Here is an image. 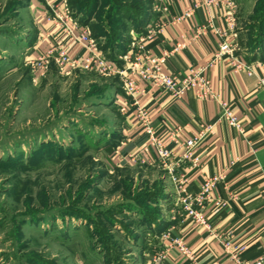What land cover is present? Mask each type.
<instances>
[{"label": "rangeland", "instance_id": "obj_1", "mask_svg": "<svg viewBox=\"0 0 264 264\" xmlns=\"http://www.w3.org/2000/svg\"><path fill=\"white\" fill-rule=\"evenodd\" d=\"M235 2L247 39L264 20V0ZM67 3L118 64L116 45L122 39L129 48L124 30L136 21L125 15L154 5ZM28 5L0 0V264H143L150 223L167 212L164 169L131 158L118 165L105 150L122 139L111 94L123 90L119 77L67 74L55 62L43 75L35 71Z\"/></svg>", "mask_w": 264, "mask_h": 264}, {"label": "crops", "instance_id": "obj_2", "mask_svg": "<svg viewBox=\"0 0 264 264\" xmlns=\"http://www.w3.org/2000/svg\"><path fill=\"white\" fill-rule=\"evenodd\" d=\"M55 1L29 0L35 39L29 44L32 58L65 39L47 21L48 4ZM153 1L154 16L150 23L156 24L167 17L163 7H168L175 16L184 15L188 10L192 14L165 25L147 43V49L163 59L162 70L166 74L177 78L184 77L192 68L208 67L206 75L214 91L230 104L244 129L240 133L225 119H219L216 102L199 99L195 90L177 100L162 87L139 81L143 90L140 103L148 107L153 125L163 136L169 127L180 123L186 125L184 137L196 134L204 124H214L212 132L202 139L193 157L183 162L180 171L187 176L186 188L191 195H196L210 177L221 176L214 195L228 202L227 207L216 205L215 200L205 202L203 214L208 225L192 221L181 212L170 173L163 168L167 180V212L147 235V246L140 252L142 263L149 264L154 255L165 252L162 264H236L220 240L226 232L231 233L235 245L247 247L243 258L252 263L264 250V89L259 83V77L264 75V52L261 48L251 59L247 58V49L242 43L246 41L245 30L238 26L237 10L231 17L221 0L210 4L207 0ZM218 31L226 33V40L236 47L235 56L250 63L253 74L245 69L235 71L228 57L214 59V52L222 41ZM141 32L131 31L130 38ZM68 44L72 58L80 61L88 55L85 45ZM111 94L122 114L118 123L122 139L110 156L118 165L133 156L144 158L142 150L148 143V135L138 122L135 107L129 105L123 112L120 103L115 101L124 97V91L115 90ZM167 146L178 154L182 152L180 145L171 140ZM149 165L162 167L159 162ZM177 239L188 253L180 250Z\"/></svg>", "mask_w": 264, "mask_h": 264}, {"label": "built area", "instance_id": "obj_3", "mask_svg": "<svg viewBox=\"0 0 264 264\" xmlns=\"http://www.w3.org/2000/svg\"><path fill=\"white\" fill-rule=\"evenodd\" d=\"M225 7L231 12L233 17L237 4L235 0H221ZM61 2V3H60ZM214 0H207V3H213ZM60 4L63 8L60 9ZM50 12L47 21L52 23L55 29L64 35L60 43L50 47L44 53L37 56L34 62V69L43 75L49 65L55 62L62 71L67 74L74 69L80 68L86 71H94L103 76L119 77L124 97L116 99L120 103L122 111H126L129 105L135 107L138 122L148 135V143L143 147L144 158L136 156L130 157L132 161L142 164H154L159 162L163 168L170 173V178L175 186L178 196V206L181 212L186 214L192 221L199 224L208 225V220L203 214L205 202L215 200V204L221 207H227L228 202L221 198H216L214 191L221 176H213L207 179L201 186L196 195H191L186 188L187 176L180 171L183 162L193 157L195 150L202 139L213 130V123L204 124L196 134L184 137L185 124H178L169 127L166 135L163 136L153 125L148 107L140 103V96L143 90L140 88L139 81L151 83L162 87L174 99H182L190 90H195L196 96L202 100H213L219 107V119H225L230 126L242 133L244 126L239 117L230 106L213 89L209 77L206 75L208 67L192 68L187 75L177 78L175 75L166 74L162 70L163 59L154 55L147 49V43L152 41L156 35L163 30L165 25L174 23L182 18L190 17L191 10L184 15L175 16L170 13L168 7H163L167 17H163L158 23H149L144 32L135 36L129 46V50L120 55V62L110 60L104 54L99 46L98 40L92 33L88 25H82L77 19L73 18L67 0H56L48 4ZM222 41L218 44L214 52V59L221 60L228 57L233 64L235 71L247 70L250 74L254 71L250 63L235 56L236 47L226 40V33L218 31ZM69 42L81 43L85 45L88 55L82 60L72 58L69 51ZM260 86L264 89V75L259 77ZM171 140L180 145L182 152L176 153L168 148L167 141ZM225 252L235 260L236 264H264V250L254 258L252 263H247L243 258L246 246H238L233 243L232 235L226 232L220 237ZM183 253H188V249L182 244L181 240H175ZM166 258L165 252L153 256L149 264H162Z\"/></svg>", "mask_w": 264, "mask_h": 264}, {"label": "trees", "instance_id": "obj_4", "mask_svg": "<svg viewBox=\"0 0 264 264\" xmlns=\"http://www.w3.org/2000/svg\"><path fill=\"white\" fill-rule=\"evenodd\" d=\"M136 14V15H135ZM127 16V18H136V21H134L135 23H133V27L131 29L125 28V31H137V32H141L142 30H144L146 28V26L150 23V21L152 20L154 13H153V9H142L139 8L138 12L134 11L132 13H128V15H125V17ZM134 16V17H132ZM130 19V20H131ZM80 22L84 25H91V23L86 22L83 20H80ZM133 22V21H132ZM91 27L93 28V35L95 36V38L99 41L102 36L99 35L96 32L95 27H93L91 25ZM134 29V30H133ZM95 30V31H94ZM126 38V37H125ZM100 42V41H99ZM243 46L247 49V58L251 59L252 56H255L257 51L260 50L262 48V51L264 52V20L262 21L261 24H259V26H257V33L256 34H249V37L246 39V41L242 42ZM100 44V43H99ZM117 48V53H120V55H122L123 53H125L128 50V43L126 40H120V45H116ZM101 47V45H100ZM107 45L104 44L101 48V50L104 52V54L106 53L107 55L111 56L110 52L107 49ZM106 56V55H105ZM118 145V144H117ZM117 145H106L105 146V150L107 151L108 155L112 154L116 148ZM159 220V219H158ZM158 220H154L152 223H150V228L152 229L154 226V223H156Z\"/></svg>", "mask_w": 264, "mask_h": 264}]
</instances>
